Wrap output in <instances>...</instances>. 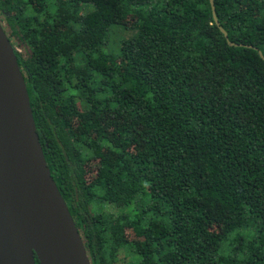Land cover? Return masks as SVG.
<instances>
[{
    "label": "trees",
    "instance_id": "trees-1",
    "mask_svg": "<svg viewBox=\"0 0 264 264\" xmlns=\"http://www.w3.org/2000/svg\"><path fill=\"white\" fill-rule=\"evenodd\" d=\"M213 2L0 0L90 264H264V0Z\"/></svg>",
    "mask_w": 264,
    "mask_h": 264
},
{
    "label": "water",
    "instance_id": "water-1",
    "mask_svg": "<svg viewBox=\"0 0 264 264\" xmlns=\"http://www.w3.org/2000/svg\"><path fill=\"white\" fill-rule=\"evenodd\" d=\"M209 3L227 40L213 0ZM35 259L39 264H90L47 167L23 75L0 23V264H36Z\"/></svg>",
    "mask_w": 264,
    "mask_h": 264
},
{
    "label": "rangeland",
    "instance_id": "rangeland-1",
    "mask_svg": "<svg viewBox=\"0 0 264 264\" xmlns=\"http://www.w3.org/2000/svg\"><path fill=\"white\" fill-rule=\"evenodd\" d=\"M112 33H113V31H111L110 40H109L108 44L103 48V50L105 52H108V53H112V52L118 53V45L116 47V45L114 44V40H112L113 39ZM116 33H117V36H122L124 34V33H121L120 31H117ZM117 36H115V37H117ZM111 211L113 212V210H111Z\"/></svg>",
    "mask_w": 264,
    "mask_h": 264
}]
</instances>
